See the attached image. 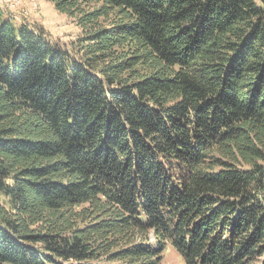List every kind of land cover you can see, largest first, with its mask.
<instances>
[{"label": "trees", "instance_id": "16d2710c", "mask_svg": "<svg viewBox=\"0 0 264 264\" xmlns=\"http://www.w3.org/2000/svg\"><path fill=\"white\" fill-rule=\"evenodd\" d=\"M0 9V264H264V0Z\"/></svg>", "mask_w": 264, "mask_h": 264}, {"label": "rangeland", "instance_id": "374dc122", "mask_svg": "<svg viewBox=\"0 0 264 264\" xmlns=\"http://www.w3.org/2000/svg\"><path fill=\"white\" fill-rule=\"evenodd\" d=\"M0 9L13 19L17 26H27L34 31H42L53 44L70 49L71 44L80 39L82 31L74 19L60 14L46 0H0ZM51 264H75L54 260ZM162 264H183L180 256L168 246L163 254Z\"/></svg>", "mask_w": 264, "mask_h": 264}]
</instances>
